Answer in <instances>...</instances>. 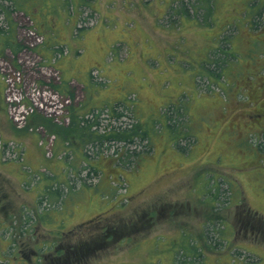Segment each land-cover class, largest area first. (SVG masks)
Here are the masks:
<instances>
[{
    "label": "rangeland",
    "instance_id": "obj_1",
    "mask_svg": "<svg viewBox=\"0 0 264 264\" xmlns=\"http://www.w3.org/2000/svg\"><path fill=\"white\" fill-rule=\"evenodd\" d=\"M211 1L0 0L16 128L14 100L28 105L36 87L64 116L37 110L18 129L53 138L50 157L58 136L36 114L58 126L98 114L102 134H135H74L58 201L36 194L48 169L24 157L26 183L4 172L18 141L0 135V264H264V0ZM68 249L87 254L64 263Z\"/></svg>",
    "mask_w": 264,
    "mask_h": 264
},
{
    "label": "crops",
    "instance_id": "obj_2",
    "mask_svg": "<svg viewBox=\"0 0 264 264\" xmlns=\"http://www.w3.org/2000/svg\"><path fill=\"white\" fill-rule=\"evenodd\" d=\"M48 119L40 114H36L33 118V123L38 124V126H45L50 133H53V127L49 123ZM0 135L4 140H17L23 144L24 148V163L30 167L31 170L38 171L42 167L48 169L49 173V180H44L39 183L37 188L35 189L37 192L36 194H45V192L53 193V187H55L53 182V175L58 179L59 182L65 179L66 181V170L67 165L66 162L63 163L61 160V156L64 153V150H68V140L63 138L62 136H58V140L55 145V156L47 157L46 149L43 144H41L42 134L35 133V132H28L25 129H18L13 125L11 119L8 114L7 103L5 102V95H4V82L2 80V76L0 73ZM2 168L4 172H7L8 175L14 172L16 173V179L20 180L22 183H26L28 174L25 170L24 164L21 162L11 160L6 162ZM97 168V167H94ZM12 169V170H11ZM98 169V168H97ZM100 171V169H98ZM14 171V172H13ZM61 176V177H59ZM45 179V177L43 178ZM60 179V180H59ZM52 196V195H51Z\"/></svg>",
    "mask_w": 264,
    "mask_h": 264
},
{
    "label": "trees",
    "instance_id": "obj_3",
    "mask_svg": "<svg viewBox=\"0 0 264 264\" xmlns=\"http://www.w3.org/2000/svg\"><path fill=\"white\" fill-rule=\"evenodd\" d=\"M197 1H202L203 5L206 4V10L211 11L212 10V1L211 0H196ZM202 5V4H201ZM196 4L194 5V8H196ZM210 6V7H209ZM183 8V6H182ZM207 12V13H208ZM3 28L0 27V31H2ZM48 125L49 123L51 124V126L53 127L52 131L54 133H57V136H62L63 138L70 140L72 136H77L81 139H85L86 140H91L93 143H102L104 141L103 140H99L102 135L106 136L109 135L108 138L105 139V141H109V140H122L125 139L127 141H129L130 143L134 142L133 138H134V129H123L122 131L113 126L114 128L109 129L111 132L108 133L107 130V126L104 129V134L101 133V129L103 126H105L102 121L100 120L98 114L95 115L93 117V119H90L89 117H86V115H83L82 113H76L72 115L71 118V124L68 125H60L58 126L57 123L55 122H51V119H48ZM50 131V130H49ZM139 136L142 139H145L148 135L146 131H142L141 133H138ZM89 142V141H88ZM94 171H98L97 168H94ZM62 186V185H61ZM61 186H56L53 187V198L54 200L58 201V200H62V196L64 194V190L61 188Z\"/></svg>",
    "mask_w": 264,
    "mask_h": 264
},
{
    "label": "built area",
    "instance_id": "obj_4",
    "mask_svg": "<svg viewBox=\"0 0 264 264\" xmlns=\"http://www.w3.org/2000/svg\"><path fill=\"white\" fill-rule=\"evenodd\" d=\"M66 102L68 103L70 101L66 100ZM14 103L16 105L12 108V110L16 112L14 119L21 125V126L19 125V127L25 126L27 122V117L37 110H45L49 112V114L47 112L46 113L51 117L54 116L55 117L54 119L56 121L59 120V117L64 116L62 109L56 111L58 107H62L64 105V102L58 103L57 96L53 95L52 92L49 90H39L38 88L35 87L33 93L31 94L30 102L28 105L25 101L24 96L17 97L14 100ZM9 145L11 146L12 157L22 160L24 154L22 146L17 142L16 144L14 142H11L10 144H8V147ZM52 145H53V138L48 142L47 148H50ZM2 146L5 149L6 145L2 144V142L0 141V148ZM47 154L48 156L51 155L50 149L47 152Z\"/></svg>",
    "mask_w": 264,
    "mask_h": 264
},
{
    "label": "flooded vegetation",
    "instance_id": "obj_5",
    "mask_svg": "<svg viewBox=\"0 0 264 264\" xmlns=\"http://www.w3.org/2000/svg\"><path fill=\"white\" fill-rule=\"evenodd\" d=\"M114 234H116V233H114ZM111 235V231L110 232H107V234H106V239H102L99 243H97V245L95 246L96 248H100L101 246H104L105 244H107V243H109V242H111L112 240H114L115 238L117 239V237H115V236H113V237H111L112 239H111V241H109V236ZM69 250V249H68ZM70 252H68V254H67V258H65V260H64V263L68 260V262H69V260L71 259V258H74V259H77V258H80V257H82V256H85L86 254H87V252H83V251H81V252H77V249L76 250H74V249H70L69 250ZM36 254V253H35ZM23 257H21V259H24L25 261H23L25 264H34L33 262H34V260L31 258V257H29L28 255H26V253L24 254L23 253V255H22ZM32 256H34V255H32ZM33 261V262H32ZM51 264H59L60 263V259L59 258H55V259H51Z\"/></svg>",
    "mask_w": 264,
    "mask_h": 264
},
{
    "label": "bare ground",
    "instance_id": "obj_6",
    "mask_svg": "<svg viewBox=\"0 0 264 264\" xmlns=\"http://www.w3.org/2000/svg\"><path fill=\"white\" fill-rule=\"evenodd\" d=\"M8 16V15H7ZM12 37V36H11ZM16 61V60H15Z\"/></svg>",
    "mask_w": 264,
    "mask_h": 264
}]
</instances>
